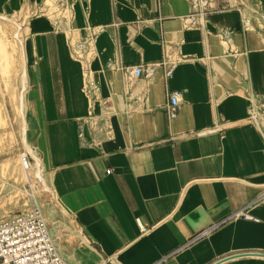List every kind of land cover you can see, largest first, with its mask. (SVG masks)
<instances>
[{"label": "crops", "instance_id": "1", "mask_svg": "<svg viewBox=\"0 0 264 264\" xmlns=\"http://www.w3.org/2000/svg\"><path fill=\"white\" fill-rule=\"evenodd\" d=\"M58 1L68 18L32 16L21 48L27 155L61 258L264 264V0H214L194 25L190 0Z\"/></svg>", "mask_w": 264, "mask_h": 264}, {"label": "rangeland", "instance_id": "2", "mask_svg": "<svg viewBox=\"0 0 264 264\" xmlns=\"http://www.w3.org/2000/svg\"><path fill=\"white\" fill-rule=\"evenodd\" d=\"M56 1L44 0L39 8L33 10L24 7L17 13H0V24L4 25V29H0V221L17 210L36 206L47 224V214L55 206L40 164L39 175L36 176L33 172L35 160L32 162L28 158L29 150L26 148L27 144H24L27 134L22 114L25 95L22 72L29 56L26 48L22 53L20 42L25 47V27L32 16L48 15L53 20L68 18L67 9L61 11ZM14 32L17 33V38L14 37ZM75 51L76 55L82 56L80 51ZM23 156L26 157L27 164L33 166L29 179H25L23 175L12 178L4 173L2 168L12 165L16 174Z\"/></svg>", "mask_w": 264, "mask_h": 264}, {"label": "built area", "instance_id": "3", "mask_svg": "<svg viewBox=\"0 0 264 264\" xmlns=\"http://www.w3.org/2000/svg\"><path fill=\"white\" fill-rule=\"evenodd\" d=\"M190 1L193 11L186 20L189 25H194L196 24L194 16L211 8L214 0ZM56 2L59 8L64 6L62 1ZM132 71L135 75L142 73L140 67ZM177 107L178 93H170L166 107L169 118L175 117ZM22 161L24 164L27 162L25 156L22 157ZM262 201H264V185L260 195L253 202ZM247 211L248 206L234 215L247 216ZM205 232H201L198 236ZM0 264H68L58 254L47 224L36 206L17 210L0 221Z\"/></svg>", "mask_w": 264, "mask_h": 264}, {"label": "bare ground", "instance_id": "4", "mask_svg": "<svg viewBox=\"0 0 264 264\" xmlns=\"http://www.w3.org/2000/svg\"><path fill=\"white\" fill-rule=\"evenodd\" d=\"M4 18H7L5 16H3ZM0 29H4V25L1 23L0 24ZM14 37L17 38V33L14 32ZM72 44L73 46L75 45L74 44V41H72ZM20 45L21 42H20ZM24 144L26 145V143L24 142ZM26 148L30 151V148L26 145ZM35 169H33V166H31L30 164H27V162L24 164V162L22 161V158H21V167L20 169L18 168V171H17V175L14 173V170L12 169V165H8V166H4L2 168V170H4V173L6 172V174L12 178H14L15 176H20V175H23L25 179H29V176H30V170L33 169V172L36 176L39 175V160L35 157ZM14 173V174H13Z\"/></svg>", "mask_w": 264, "mask_h": 264}]
</instances>
